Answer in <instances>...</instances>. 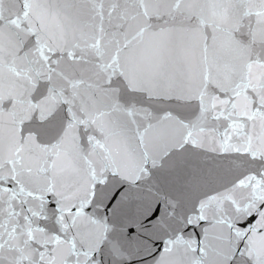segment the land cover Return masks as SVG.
Returning a JSON list of instances; mask_svg holds the SVG:
<instances>
[{
  "label": "snow or ice",
  "instance_id": "snow-or-ice-1",
  "mask_svg": "<svg viewBox=\"0 0 264 264\" xmlns=\"http://www.w3.org/2000/svg\"><path fill=\"white\" fill-rule=\"evenodd\" d=\"M0 264H264V0H0Z\"/></svg>",
  "mask_w": 264,
  "mask_h": 264
}]
</instances>
